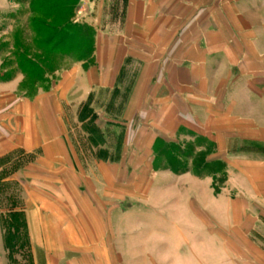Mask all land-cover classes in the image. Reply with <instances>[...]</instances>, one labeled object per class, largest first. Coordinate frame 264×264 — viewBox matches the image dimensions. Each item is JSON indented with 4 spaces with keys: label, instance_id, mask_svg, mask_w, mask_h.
Wrapping results in <instances>:
<instances>
[{
    "label": "crops",
    "instance_id": "1",
    "mask_svg": "<svg viewBox=\"0 0 264 264\" xmlns=\"http://www.w3.org/2000/svg\"><path fill=\"white\" fill-rule=\"evenodd\" d=\"M85 1L112 13L94 64L48 92L0 80V264L8 228L29 264L178 262L152 243L219 209L264 260V0Z\"/></svg>",
    "mask_w": 264,
    "mask_h": 264
},
{
    "label": "rangeland",
    "instance_id": "2",
    "mask_svg": "<svg viewBox=\"0 0 264 264\" xmlns=\"http://www.w3.org/2000/svg\"><path fill=\"white\" fill-rule=\"evenodd\" d=\"M94 3L90 6L85 0H0V80L13 81L23 75L24 92H48L54 85H59L62 76L70 73L81 61H87L88 67L94 64L97 30L109 25L106 23L112 16L108 9L104 13L106 18L103 21L99 19V22L97 5ZM206 3L203 5L206 6ZM106 4L111 6V2ZM67 23L72 26L77 24L84 30L57 32L58 28ZM184 152L189 154V151ZM182 165L187 166L186 163ZM14 187V183H7L4 192L0 189V203L6 204V201L14 200ZM5 204L0 205V213L4 211ZM190 213L185 215L196 220ZM224 214L220 209L212 213L214 218L203 214L204 218L213 219L212 228L203 229L198 224L199 221H194L193 226L182 227L185 236L180 237L181 240L174 234L173 237L168 234L173 239L170 244L160 240L152 243L153 252L161 261L159 256L165 252L166 247L174 250L178 244L182 246L183 260L175 262L169 259L173 261L170 264H264V260L254 258L255 243L247 239V234L238 225L229 226V219L225 220ZM156 229L170 232L167 226ZM143 235L139 234V239L143 240ZM251 240L255 241L254 238ZM138 246L142 248L143 242ZM141 251L143 249L138 250ZM9 252L11 254V248ZM28 252L29 249L14 250L11 257L13 259L9 257V262L4 260L1 264H29L26 259L27 254L30 256ZM155 262L157 263V259L136 260V264H156Z\"/></svg>",
    "mask_w": 264,
    "mask_h": 264
},
{
    "label": "trees",
    "instance_id": "3",
    "mask_svg": "<svg viewBox=\"0 0 264 264\" xmlns=\"http://www.w3.org/2000/svg\"><path fill=\"white\" fill-rule=\"evenodd\" d=\"M68 1V0H67ZM77 24H75L74 26H72L71 24H69V23H67V24H64L61 28H58L57 29V32L59 31V33H64V32H67V33H73L76 29H81V31H83L84 30V28L82 27H79V26H76ZM50 27V26H49ZM56 30V29H55ZM173 150L174 149H169L168 150V152H166V154L168 155V156H170L172 153H173ZM171 164V166L172 167H174L175 166V162H171L170 163ZM12 218H13V224L12 225H14L15 224V226L16 227H14L15 229L17 228H19L21 225H22V223H21V221H20V217H18V216H16V215H12ZM11 231V228H8V234H7V247H8V249L10 250V248H11V254H10V252L8 253L9 254V257H10V259H12L11 257H12V253H13V251H14V249H15V244H14V234L12 233V232H10Z\"/></svg>",
    "mask_w": 264,
    "mask_h": 264
}]
</instances>
